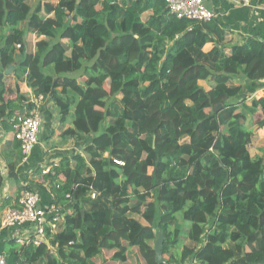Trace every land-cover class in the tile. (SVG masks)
Listing matches in <instances>:
<instances>
[{
  "label": "trees",
  "instance_id": "obj_1",
  "mask_svg": "<svg viewBox=\"0 0 264 264\" xmlns=\"http://www.w3.org/2000/svg\"><path fill=\"white\" fill-rule=\"evenodd\" d=\"M31 2L0 0V130L36 108L17 86L7 98L4 72L14 66L34 98L53 103L60 126L72 117L61 138L86 147L33 172L50 205L69 212L60 231H46L47 244L7 240V264H96L105 251L125 264L133 248L158 264V234L161 264H264V159L252 154L247 127L260 112L255 127L264 129V96L236 102L264 79V43L204 53L215 20H179L164 0ZM28 34L39 39L31 53ZM8 149L19 197L23 157L15 140Z\"/></svg>",
  "mask_w": 264,
  "mask_h": 264
},
{
  "label": "crops",
  "instance_id": "obj_2",
  "mask_svg": "<svg viewBox=\"0 0 264 264\" xmlns=\"http://www.w3.org/2000/svg\"><path fill=\"white\" fill-rule=\"evenodd\" d=\"M203 1L206 8L215 12L216 19L214 22L217 25V31H211L210 40L203 48L204 53L210 52L214 46L218 45L219 47H223L225 50L224 52L228 54L232 47L243 46L249 39H257L264 43V12L260 9V4L257 0H253L252 5L249 7L237 6L229 0ZM150 15V12L143 14L141 20L143 22L146 21ZM28 35V37L33 39V45L29 51L27 49V45L29 44L27 43L26 36V51L31 53L34 51L35 43L39 39L34 35ZM235 84L243 86L242 81H236ZM9 85L10 93L7 96L9 100L12 101L15 99L13 89L15 88L14 86H17L21 95L34 101L32 91L25 83H23V81H17L16 76L10 75ZM199 85L206 91L210 90L208 81L199 82ZM259 85L261 86L258 88L255 87L253 90H243L242 96L237 98L236 102L238 103L242 99H245L247 104H250L252 100L263 97L264 79L258 81L257 86ZM36 107L39 108L41 117L38 144L34 147L30 156L17 166L16 175L20 181L19 186L27 188V190H21L20 193L23 191H29L28 189H30L39 195V205L46 206L52 201V196L49 193L47 184L43 181L41 176L33 175V172L37 169L44 170V167L57 165L62 157L71 156L77 153L82 154L86 144L83 142H75L72 139L64 140L61 138V130L67 129L71 126V116L66 124L61 127L58 113L52 102L45 100ZM12 140V132L5 133L0 130V176L3 181V186L0 188V222L2 213L7 209L16 206L15 198H18L17 194L19 192L18 184L8 177V170L5 161V156L10 151L8 149V144ZM59 180L63 179L59 177ZM11 234V230L0 229V252H2L4 243L7 240H12Z\"/></svg>",
  "mask_w": 264,
  "mask_h": 264
},
{
  "label": "built area",
  "instance_id": "obj_3",
  "mask_svg": "<svg viewBox=\"0 0 264 264\" xmlns=\"http://www.w3.org/2000/svg\"><path fill=\"white\" fill-rule=\"evenodd\" d=\"M164 1L168 6L169 13L179 20L209 23L216 19L215 12L206 8L203 0ZM229 1L243 7L252 5V0ZM260 9L264 12V4L260 5ZM19 48L20 46L17 45L16 49ZM44 101L43 97L39 96L32 102L37 106ZM13 122V140L18 143L23 161H25L38 144V133L41 127L39 108L36 107L28 115H17ZM115 163L121 165L120 162ZM49 171L50 167H44L43 174H47ZM17 200L18 208H10L2 213L0 229L11 230L12 240L18 246L47 244L46 231L49 230L50 233L56 234L64 226L69 207L62 209L50 204L39 205V195L34 191L21 192ZM51 252H53L52 249ZM0 264H7L2 252H0Z\"/></svg>",
  "mask_w": 264,
  "mask_h": 264
},
{
  "label": "rangeland",
  "instance_id": "obj_4",
  "mask_svg": "<svg viewBox=\"0 0 264 264\" xmlns=\"http://www.w3.org/2000/svg\"><path fill=\"white\" fill-rule=\"evenodd\" d=\"M31 1L35 3L37 0H31ZM100 1H102V0H100ZM32 2H31V4H33ZM235 5H237V4H235ZM237 6H240V5H237ZM28 36H27V43L29 45H27V49L30 51V48H32V45H33V39L31 37H28ZM246 85H247V83L246 82H243V86H246ZM260 86L261 85H259V86L255 85L254 87L258 88ZM240 97L241 96H239L238 98H240ZM260 120H261V114L260 113H257L255 116H253V117H251L249 119V122L247 123V127L250 130H252L253 134L255 135V139H256L255 145L251 149L252 154L259 155L260 157H262L264 159V129L260 130V129H257L255 127V124L258 121H260ZM180 218L181 217L179 215H177V219H180ZM181 243L183 244L184 241L182 240ZM178 250L179 249H174L173 248V249H171L170 252L173 255L177 256ZM112 254H113V252H106L105 251L104 252V255L100 259H97L96 260V264H117V263H115V262H113L111 260ZM127 257H128V260H127V263H125V264H144L143 260L141 259V257L138 254L137 249H135V248H133V249H131V250L128 251ZM163 258L165 260L168 259V257L165 256V255H163Z\"/></svg>",
  "mask_w": 264,
  "mask_h": 264
},
{
  "label": "water",
  "instance_id": "obj_5",
  "mask_svg": "<svg viewBox=\"0 0 264 264\" xmlns=\"http://www.w3.org/2000/svg\"><path fill=\"white\" fill-rule=\"evenodd\" d=\"M13 70H14V66L8 67L5 70L4 75L10 76L13 73ZM219 108L220 106L217 107V109ZM81 214H84V211H82ZM162 249H163V236L161 234H158L157 239L155 240L153 244V250L155 252V262L158 264H161L164 262V258L162 256Z\"/></svg>",
  "mask_w": 264,
  "mask_h": 264
}]
</instances>
